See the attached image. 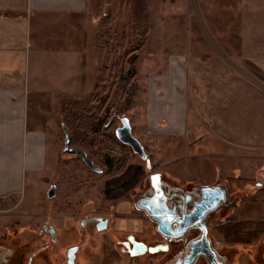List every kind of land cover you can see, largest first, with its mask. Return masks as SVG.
<instances>
[{
    "label": "rangeland",
    "instance_id": "374dc122",
    "mask_svg": "<svg viewBox=\"0 0 264 264\" xmlns=\"http://www.w3.org/2000/svg\"><path fill=\"white\" fill-rule=\"evenodd\" d=\"M143 2L141 11L135 0H86V12L75 19L72 70L38 73L42 76L43 92L36 111L45 133L47 166L42 174L28 179L19 200L13 197L0 207V264H71L72 249L74 264H176L190 254V243L200 238L197 227L190 228L181 242L158 235L148 213L151 209L148 212L143 209V200L150 201L152 193L157 199V190L148 178L151 175L153 181L159 177L163 183L162 192L166 194L161 199L177 210L182 204L192 210L193 197L197 200L204 196L206 184L193 174L184 180L173 173L178 164H186V159H176L184 155L183 140L174 139L172 145H180L169 153L168 140L147 134L144 118L147 79L162 70L166 58L162 54L188 48L195 26L190 20L201 17V8L206 21L211 19L214 28L220 31V46L229 53L224 58L235 74L249 77L264 90V0ZM196 25L197 37L200 36L196 42L203 43L204 50L211 48L210 42L216 41L203 35V26L209 31V24ZM201 112L202 123L209 125L207 112ZM125 116L130 120L133 135L144 146L146 158L118 139L116 129L122 126ZM66 131L69 148L84 150L100 171L91 169L80 154L65 149ZM210 138L203 135L196 142L204 144L207 139L210 144ZM234 152L228 158L227 151L220 150L217 156L205 147L190 155L189 160L198 157L203 160V171H208L207 166L214 159L222 167L233 161L235 170H239L236 166L239 162L252 161L248 174L239 178L233 167L223 171L219 167L217 182L232 188L230 198L210 212L204 223L210 243L223 264H264V229L245 240H230L223 231L227 224L239 222L245 237L256 227L264 226V187H257L254 176L257 170H264V165L253 164L257 154L263 160L260 163H264V152L255 149H234ZM239 155L248 157L243 160ZM169 158L176 160L165 166ZM131 165L142 167L138 182L117 198H107L106 183L122 176ZM53 184L56 194L49 197ZM170 189L181 191L184 198L173 196ZM127 201L133 209L129 216L146 219L144 231L135 235L147 244L143 253L125 245L130 232L115 228L120 215L118 204ZM103 221L106 227L100 229L98 225ZM194 260L197 264H209L205 256Z\"/></svg>",
    "mask_w": 264,
    "mask_h": 264
},
{
    "label": "crops",
    "instance_id": "0c3cea01",
    "mask_svg": "<svg viewBox=\"0 0 264 264\" xmlns=\"http://www.w3.org/2000/svg\"><path fill=\"white\" fill-rule=\"evenodd\" d=\"M85 12L86 0H0V207L13 197L19 200L26 190L28 179L42 174L47 166L46 138L37 121L36 111L43 92L42 76L38 73L72 70L75 19ZM200 13L201 17L198 15L190 20L195 26L190 32L188 48L162 54L166 57L162 70L147 79L144 118L148 135L162 136L169 141V145H165L167 152L178 150L180 144L173 146L174 139L185 142L182 148L184 155L176 159H186V166L178 164L173 173L184 180L189 179V174L205 180L203 193L213 190L221 204L230 198L232 188L217 182L218 169L230 170L235 167L234 162L222 167V163L214 159L210 165L207 164L208 171H203V160L199 155L195 158L196 162L189 159L193 152H200L205 147L217 156L220 150L227 151L228 158L234 156V149L264 152V90L249 77L235 74L234 68L224 58L229 53L220 46V31L214 28L211 19L206 21L201 8ZM207 23L211 28L208 27L207 31L203 26V35L216 42H210L211 48L204 50V44L196 42L200 38L197 37L196 24L201 27ZM201 111L207 112L210 126L202 123ZM203 135L211 137L210 144L207 139L204 144L196 142ZM258 155L253 164L259 163L260 167L264 163H260L263 160H259ZM176 159L169 158L164 165H173ZM236 166L239 170L234 168L233 173L239 178L248 174L252 161H242ZM254 176L257 179L255 184L262 189L264 170H257ZM148 178L157 190V199L155 192L152 193V200L141 199L147 207L142 204L143 209L147 212L151 209L148 213L153 217L158 235L164 234L181 242L184 237L167 235L161 227L169 225L171 230H175L178 225L173 217H181L191 209L183 204L178 210L176 206L171 207L170 202L161 199L166 193L162 192L163 183L159 177L155 181L152 175ZM164 185L167 188L168 185ZM172 195L184 198L181 191H172ZM3 199L8 201L4 203ZM138 205H135L136 209ZM132 210L130 201L118 204L120 215L115 228L130 232L125 245L143 253L147 244L135 235L144 231L146 219L132 218L129 216ZM139 248L141 251H138ZM184 256L176 264H186L190 260L189 264H197L194 259L202 257L193 256L191 250Z\"/></svg>",
    "mask_w": 264,
    "mask_h": 264
},
{
    "label": "water",
    "instance_id": "95a60500",
    "mask_svg": "<svg viewBox=\"0 0 264 264\" xmlns=\"http://www.w3.org/2000/svg\"><path fill=\"white\" fill-rule=\"evenodd\" d=\"M122 126L116 129V135L118 139L126 144L129 145L136 153L140 155L142 158H146L147 153L145 151L144 146L140 142V140L135 137L132 133L131 123L128 117L122 118ZM69 136L68 132L66 131V138H65V149H69L71 152L78 153L81 155L83 161L93 170L100 171V167H98L92 159L88 156V154L78 148H69ZM56 194V185H51L48 195L49 197H53ZM220 206V199L213 190L205 191V196L199 199L195 204L192 210L188 211L181 217L174 216L173 220L177 221L178 227L175 230H171L170 226L161 227L163 233L167 235H171L174 237H181L183 234L188 231L192 227H197L201 231L200 238L193 240L190 243V249L193 256L201 255L205 256L208 260L209 264H223L222 260L218 256L216 250L212 247L209 237H208V227L204 223V219L206 216L216 210ZM98 227L100 229L106 227V221L99 223ZM53 236H55V232L53 229H50ZM74 249H72L69 253L70 262L74 264ZM72 257V258H71ZM191 261V260H190ZM189 261V262H190ZM187 262L186 264H189Z\"/></svg>",
    "mask_w": 264,
    "mask_h": 264
},
{
    "label": "trees",
    "instance_id": "16d2710c",
    "mask_svg": "<svg viewBox=\"0 0 264 264\" xmlns=\"http://www.w3.org/2000/svg\"><path fill=\"white\" fill-rule=\"evenodd\" d=\"M136 4H138V7L141 11H144V2L143 0H135ZM142 173V167L139 165H131L127 171L120 177L114 178L112 180H109L106 183L105 186V196L109 199H115L122 193L128 191L130 188H132L139 180L140 175ZM194 204L199 200H196V197L193 198ZM241 227L242 224L239 222L235 223H229L226 226H224V232L228 236L230 240L235 239H244L245 238H252L255 237L262 229H264V226H258L252 231L251 233L245 235L241 233ZM259 229V230H258Z\"/></svg>",
    "mask_w": 264,
    "mask_h": 264
},
{
    "label": "built area",
    "instance_id": "2783aa9c",
    "mask_svg": "<svg viewBox=\"0 0 264 264\" xmlns=\"http://www.w3.org/2000/svg\"><path fill=\"white\" fill-rule=\"evenodd\" d=\"M8 201V199H3L2 202L6 203Z\"/></svg>",
    "mask_w": 264,
    "mask_h": 264
},
{
    "label": "flooded vegetation",
    "instance_id": "af4514ba",
    "mask_svg": "<svg viewBox=\"0 0 264 264\" xmlns=\"http://www.w3.org/2000/svg\"><path fill=\"white\" fill-rule=\"evenodd\" d=\"M169 250V247H167V251Z\"/></svg>",
    "mask_w": 264,
    "mask_h": 264
},
{
    "label": "bare ground",
    "instance_id": "6f19581e",
    "mask_svg": "<svg viewBox=\"0 0 264 264\" xmlns=\"http://www.w3.org/2000/svg\"><path fill=\"white\" fill-rule=\"evenodd\" d=\"M198 198V197H197ZM199 199V198H198ZM72 258V257H71Z\"/></svg>",
    "mask_w": 264,
    "mask_h": 264
}]
</instances>
